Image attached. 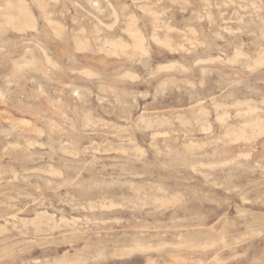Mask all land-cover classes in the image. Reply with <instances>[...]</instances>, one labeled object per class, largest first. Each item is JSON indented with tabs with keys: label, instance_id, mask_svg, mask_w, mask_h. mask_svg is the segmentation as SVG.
Listing matches in <instances>:
<instances>
[{
	"label": "rangeland",
	"instance_id": "obj_1",
	"mask_svg": "<svg viewBox=\"0 0 264 264\" xmlns=\"http://www.w3.org/2000/svg\"><path fill=\"white\" fill-rule=\"evenodd\" d=\"M23 1L35 28L0 17V264H264V0ZM130 16L145 51L101 49ZM30 46L49 76L13 67Z\"/></svg>",
	"mask_w": 264,
	"mask_h": 264
},
{
	"label": "bare ground",
	"instance_id": "obj_2",
	"mask_svg": "<svg viewBox=\"0 0 264 264\" xmlns=\"http://www.w3.org/2000/svg\"><path fill=\"white\" fill-rule=\"evenodd\" d=\"M35 1L37 2L38 6L43 10V12H45L44 11V5H43L42 1L41 0H35ZM87 1H89V0H87ZM90 3H93V2H90ZM91 6L94 7L98 12L101 9V7H100V5H99L98 2L96 4H92ZM110 15L113 17L112 18L113 21H116V19H117L118 16H117V14L115 13L114 10H113V12L110 13ZM0 17H2V19H3V21L1 22V25L2 26L3 25H12V26H14L17 23H19V24L21 23V25H23V28H26V27H27V29H29V28H35V21H34V18H33L32 13H31V10L29 9V7L27 6V4L23 0H4L3 1V4H0ZM46 20L49 21V19L47 17H46ZM49 23H50V21H49ZM50 25H51V27H52V29H53V31H54V33L56 35H60L62 33V30H63V27L62 26H60L57 23H55V24L54 23L53 24L50 23ZM98 30L99 29L96 27L95 31L97 32ZM124 31H125L126 35L131 39L130 44L127 43L122 37L117 38V37H113L112 36L111 38H108V39L107 38H104L102 40V39H99L98 35H96L95 38L99 39L102 42L101 49H104L105 51L110 50L111 52H114V53H125V54H130V55H133V54H136V53H139V52H144L145 51L144 38H143L141 32L139 31V29L135 25V18L134 17L130 16V17H128L125 20ZM73 40H74L75 46H77L78 48H81L82 49V48H87L89 46V41L87 40V37H85V36H81V37L74 36ZM170 40H171L170 37L168 35H166V37L163 39V43L165 45H168V44H170ZM34 49L35 48H33V47L31 48V46H30L29 48H27L26 50H24V52H23V62L22 63H17L15 61H13L12 62L13 67L16 70H20L24 66H31V67H34V69L40 71L41 73L49 76L51 74V69L49 68V65H52L53 64L52 61L50 60V58H48V56L45 53H44V56L42 57V55H40V53H35L34 52ZM27 53H31L29 59H26L25 56H24ZM244 105H246V104H244ZM246 110H243V113ZM249 110H253L254 111V107L253 108H250L249 107ZM217 119H218V117H217ZM244 123H246V122H244ZM249 124H250L251 127L252 126L257 127V129H259V130L264 129V120H258V121L253 122V123L250 121ZM205 131H207V130H205ZM158 135H160V134L158 133ZM241 136H243V130H238V132H234V137L235 138L241 137ZM136 150H137V148H136ZM14 173H16V172H14ZM13 176H14V174H13ZM173 198H175V196ZM173 198H171V199H173ZM153 199H156V198H153ZM175 200H178V199H175ZM175 200H171V201L174 202ZM166 201L164 203H167ZM102 206H104V205H102ZM109 206H111V205H109ZM36 214H37V216H36L35 220L34 221L33 220L30 221L33 224V226H32L33 227V231L36 232V231L42 230L41 229V224L42 225L44 224V225L50 226L51 228H54L56 226L55 224H53V225L49 224V222H48L49 219L46 218V216H44L42 214V212H41V214L43 216L42 215H39L38 213H36ZM33 215H35V214H33ZM28 223H29V221H28ZM31 223H29V224H31ZM1 231H0V233H1ZM191 241H192V238L185 239V240L183 239V241L180 242L179 245H177V247L178 246L192 247L194 243H192ZM202 246H212V244H210V243H203ZM151 247L152 246L150 244H145L143 242L135 241L133 243H130V244H127V245H123L120 248V252H121V255H125L126 256V255L131 254V253H134V252H145V251H148ZM119 256H120V254H119ZM214 260H215V258H214ZM81 261H83L82 260V257L81 256H76V258L73 257L72 260H69V259H67V258L64 257V258H59L56 261H52V260H43L42 261L40 259L39 261L38 260H35L33 262H34V264H79Z\"/></svg>",
	"mask_w": 264,
	"mask_h": 264
}]
</instances>
